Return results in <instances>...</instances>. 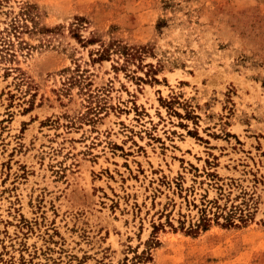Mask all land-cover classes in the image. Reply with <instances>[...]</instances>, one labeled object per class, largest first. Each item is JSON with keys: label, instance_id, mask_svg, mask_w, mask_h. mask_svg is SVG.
Segmentation results:
<instances>
[{"label": "rangeland", "instance_id": "obj_1", "mask_svg": "<svg viewBox=\"0 0 264 264\" xmlns=\"http://www.w3.org/2000/svg\"><path fill=\"white\" fill-rule=\"evenodd\" d=\"M0 264H264V0H0Z\"/></svg>", "mask_w": 264, "mask_h": 264}, {"label": "trees", "instance_id": "obj_2", "mask_svg": "<svg viewBox=\"0 0 264 264\" xmlns=\"http://www.w3.org/2000/svg\"><path fill=\"white\" fill-rule=\"evenodd\" d=\"M96 52L98 58L107 56V50L104 48ZM207 176L215 178L212 173L207 174ZM216 189L219 191L218 195H221V187H217ZM218 199L219 198L201 201L199 204L200 207L197 208L198 218L193 224L188 226L186 233L195 234L198 231H205L211 223L223 227H233L236 225L235 222L242 224L249 218L250 214L248 212L244 213L243 210L240 209V205L233 206L230 204L226 207L225 203L220 205ZM192 206L196 208L195 205ZM219 221L221 222L219 223ZM151 243H156L155 238L152 239Z\"/></svg>", "mask_w": 264, "mask_h": 264}]
</instances>
